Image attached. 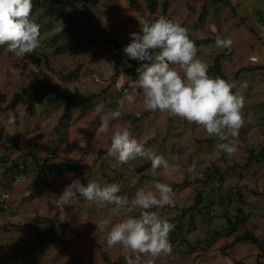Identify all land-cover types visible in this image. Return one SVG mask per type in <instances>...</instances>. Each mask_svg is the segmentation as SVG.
I'll return each mask as SVG.
<instances>
[{
    "label": "rangeland",
    "instance_id": "obj_1",
    "mask_svg": "<svg viewBox=\"0 0 264 264\" xmlns=\"http://www.w3.org/2000/svg\"><path fill=\"white\" fill-rule=\"evenodd\" d=\"M72 1L91 12L98 27L109 30L122 48L131 40L129 33L140 30L138 18L151 21L165 16L180 22L197 46V56L208 64V72L216 56L222 55V70L229 82H235L233 91L243 96V123L235 137L222 141L183 117L145 110L140 94L128 103L125 94L132 92L138 79L129 71V60L120 59L119 75L114 76L118 56L110 44L69 43L42 8L31 11L39 24V47L16 57L0 46V102L5 97L0 110V264H125V255L131 253L120 244L108 247L106 237L112 223L139 212L78 198L65 206L69 220L60 222L56 197L75 178L82 183H117L118 195L128 198L140 188H151L154 181L171 185L175 202L160 208L158 215L174 225L169 233L176 239L172 251L154 258L140 254L141 264L149 259L153 264H264L255 244L226 247L247 231L264 242V161L249 160L250 150L258 152L264 145V68L249 61V56L264 52V0H157L155 12L147 0H138L139 10L128 0ZM218 35L232 38L230 48L207 41ZM44 80L95 97L75 105L68 117L64 102L40 103L33 112L23 102L8 109L16 92H28ZM121 102L122 115L105 129L94 106L103 104L107 111ZM117 125L163 154L170 167L140 172L137 168L149 160L137 157L120 163L110 157L107 148ZM224 142H234L232 154L216 147ZM24 161L23 173L12 176L6 171L13 164L23 166ZM44 162L48 167L42 178L37 168ZM190 165L192 172L187 171ZM199 195L201 201L190 208ZM240 208L246 220L230 236L224 215L234 218ZM47 218L63 224L57 229L61 241L40 246L31 255H15L37 240L30 225L42 229ZM104 219L109 224L98 228L96 223Z\"/></svg>",
    "mask_w": 264,
    "mask_h": 264
},
{
    "label": "clouds",
    "instance_id": "obj_2",
    "mask_svg": "<svg viewBox=\"0 0 264 264\" xmlns=\"http://www.w3.org/2000/svg\"><path fill=\"white\" fill-rule=\"evenodd\" d=\"M31 11L32 0H0V46H5L16 57L32 53L41 43L39 24L30 15ZM138 21L140 30L129 33L131 40L122 49L128 59L143 62L136 69L138 79L132 92L125 94L126 101L132 103L140 94L145 110L166 111L169 115L183 117L202 126L209 137L222 141H227L229 136L235 137L243 123L244 104L243 96L233 91L235 82L208 74V64L197 56V46L180 22L165 16L151 21L138 18ZM62 28L61 20L58 30ZM232 43L231 37L218 35L215 38L218 48H230ZM122 107L123 102L120 107L106 111L103 104H96L94 111L106 129L110 120L122 115ZM216 147L227 154L235 151L234 142L218 143ZM107 154L120 163L137 157L147 159L153 171L170 167L163 154L155 153L131 136L126 127L119 125L111 133ZM193 170L194 165L187 169L188 172ZM119 192L117 183H82L75 178L56 197V206L60 209L58 219L60 222L69 220L64 214L65 206L72 205L78 198L94 201L97 206L112 204L116 210L124 209L128 213L138 211V215H127L111 224L107 246L120 244L130 252L131 255H125V264H141L140 254L144 253L150 258L170 253L169 233L174 225L158 215V210L174 204L171 185L154 181L151 188L138 189L132 198L118 195ZM154 208L157 211L151 210ZM109 222L104 219L95 223L103 229ZM145 264H153L152 259Z\"/></svg>",
    "mask_w": 264,
    "mask_h": 264
},
{
    "label": "trees",
    "instance_id": "obj_3",
    "mask_svg": "<svg viewBox=\"0 0 264 264\" xmlns=\"http://www.w3.org/2000/svg\"><path fill=\"white\" fill-rule=\"evenodd\" d=\"M129 4L132 8L136 10L140 9V5L138 0H128ZM148 7L151 12L156 11L157 0H147ZM43 9L47 16L50 17L51 22L57 25H60L62 20L63 28L60 31V35H67L68 42H78L82 44H86L88 46L96 45L100 47L104 43L110 44L117 52V60H116V73L114 76L119 75L118 71V64L120 59L125 58L129 60L131 63V68L129 71L132 73L134 78H138V73L136 69L139 67V64L135 59H128L126 54L123 52L122 46L119 44L118 40L110 33L107 29H100L96 23L95 16L89 12L88 10H84L79 8L77 5L73 3L72 0H32V11L36 9ZM207 41H215V40H207ZM222 55L218 54L216 56L215 62L213 66L209 68V72H212L214 76H219L226 80L227 77L224 71L221 68V61ZM262 65V66H261ZM259 68H264V63L260 64ZM208 72V73H209ZM236 81V78L233 79ZM95 95H85L80 93L79 91H73L68 87L54 85L47 80L42 81L37 87L33 88L32 90L24 93L16 92L10 104L7 106L8 109L15 110L16 106L23 102L27 106V110L29 112H33L35 106L40 103H48L50 105L57 104L59 102H64V111L65 116L68 117L70 111L75 105L78 104H87L89 103ZM5 97L1 98L0 102V110H3L1 103L4 101ZM249 160H255L258 162L264 161V145L259 149L258 152L255 150H250ZM24 166H26L25 161L23 162V166L21 164H13L9 166L6 171L11 173V175H15L14 172L23 173ZM48 164L44 162L42 165H39L38 172L39 175L43 178L46 174ZM151 168V162H145L137 169L138 171H144L146 169ZM16 173V175H17ZM200 195L196 199V202L190 208H193L198 205V202L201 201L199 198ZM228 197V196H227ZM226 197H221L220 200L224 201ZM221 204V201L219 202ZM236 217L234 218L229 214L225 213L224 217L227 220L229 234L232 236L240 223L246 220V214L240 208L238 210V214H235ZM32 229L36 233L37 240L34 241L31 245L27 246L24 245L20 247L18 250L15 251V255L17 254H24V255H31L33 254L38 247L49 245L53 242L61 241V236L57 233V229L62 227L63 224L59 223L57 220L47 218V225L40 229L38 226L30 225ZM173 234L169 236L170 242L173 244L176 239L173 238ZM180 236H178L177 241ZM250 242L255 244L259 248V256L264 257V242L261 238H259L253 231H247L241 234H237L236 237L233 239L232 242L228 243L226 247H231L236 245L237 243H244ZM108 262H110L109 258H106ZM239 264H244L239 262Z\"/></svg>",
    "mask_w": 264,
    "mask_h": 264
},
{
    "label": "built area",
    "instance_id": "obj_4",
    "mask_svg": "<svg viewBox=\"0 0 264 264\" xmlns=\"http://www.w3.org/2000/svg\"><path fill=\"white\" fill-rule=\"evenodd\" d=\"M249 61L251 64L254 65H260L262 63H264V52L262 54H257V55H251L249 56Z\"/></svg>",
    "mask_w": 264,
    "mask_h": 264
}]
</instances>
